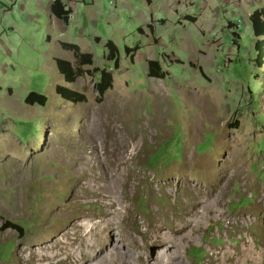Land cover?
Wrapping results in <instances>:
<instances>
[{
  "label": "rangeland",
  "instance_id": "1",
  "mask_svg": "<svg viewBox=\"0 0 264 264\" xmlns=\"http://www.w3.org/2000/svg\"><path fill=\"white\" fill-rule=\"evenodd\" d=\"M52 2L0 0V264H264V54L250 23L264 0H60L58 20ZM62 42L91 55L72 83L54 62L79 65ZM32 92L44 106L24 103ZM107 184L119 215L97 195ZM81 222L110 225L92 248Z\"/></svg>",
  "mask_w": 264,
  "mask_h": 264
},
{
  "label": "trees",
  "instance_id": "2",
  "mask_svg": "<svg viewBox=\"0 0 264 264\" xmlns=\"http://www.w3.org/2000/svg\"><path fill=\"white\" fill-rule=\"evenodd\" d=\"M50 9H51L52 14L58 19H62V17L67 16L69 14L68 11L63 10V6L60 3V0H53ZM263 14H264L263 11H254L250 15V23L252 26V33H253L254 37L257 38L255 48H256V52H257V61L259 64L261 63V58L264 54ZM60 46L64 50L66 49V50L71 51L75 55L76 59L79 62L77 69H74L69 61L59 59V58H55V60H54L57 71L59 74L62 75L64 81L67 83H72V82H74L76 77L82 73L80 67L82 65H90L91 64V55L81 54L79 52V47L75 44H71V43L69 44V43L62 42V43H60ZM105 49H106L105 59L111 63V65L114 69H117L118 65H119V54H120L117 46L112 41H108L105 44ZM135 50H137L136 47L132 48V49H130L128 47L124 48L125 54H127L129 57L132 56L130 53L134 52ZM147 67H148L149 76L155 77V78H160V79L164 78V74H163V72H161L160 67H159V63L157 61H149L147 63ZM99 77H100V80L95 85V89H96L98 96H99L98 100L101 99L103 94L111 87V84H112L111 73L102 71V72H99ZM55 92L60 97H62L63 99H65L66 101L71 102V103H77V102H84L85 101L84 95L79 94V93H77L71 89H68L66 87H63V86H56ZM45 102H46L45 96L40 95V94H36L34 92L28 94V96L24 100V103L28 104V105L37 104L39 106H44ZM8 224H10V223H8ZM8 227H12L14 229L21 230L20 226L14 225V224H10V225H8ZM196 249H198V248H196ZM197 259H200V256Z\"/></svg>",
  "mask_w": 264,
  "mask_h": 264
},
{
  "label": "bare ground",
  "instance_id": "3",
  "mask_svg": "<svg viewBox=\"0 0 264 264\" xmlns=\"http://www.w3.org/2000/svg\"><path fill=\"white\" fill-rule=\"evenodd\" d=\"M205 114V113H204ZM85 161V160H84ZM116 164V163H115ZM118 167V166H117ZM130 169V168H129ZM109 170V169H108ZM111 170H113V169H111ZM115 170V169H114ZM215 170V169H214ZM74 171V170H73ZM127 171V170H126ZM213 172V171H212ZM233 172V171H232ZM217 173V172H216ZM216 173H211L213 176H215L216 175ZM221 173H223V172H221ZM116 174V173H115ZM122 174V173H121ZM210 175V174H209ZM106 176H107V179L109 180V181H112L113 179H112V175H111V173H110V175L109 174H106ZM105 176V177H106ZM104 177V176H103ZM113 177H114V175H113ZM117 177V176H116ZM79 178V177H78ZM118 178V177H117ZM100 177H98V176H96L95 178H94V180H95V182L96 181H100ZM21 180V179H20ZM103 180V179H102ZM217 180V179H216ZM82 181V180H81ZM127 181V180H126ZM219 181V180H218ZM113 183V182H112ZM111 183V184H112ZM116 183V182H115ZM96 184V183H95ZM106 184V183H105ZM109 184H110V182H109ZM110 184V185H111ZM117 184V183H116ZM108 185V184H107ZM84 186V185H83ZM220 186V185H219ZM79 187V186H78ZM81 187V186H80ZM94 187H95V185H94ZM111 187V186H110ZM109 187V185L108 186H105V185H103V186H98V188L99 189H102L103 191H105L106 193H108V194H102L101 192H97V195L99 196V197H101V198H106V199H108L109 201H110V197H112V195L115 193L114 192V190H112L111 188ZM83 188V187H82ZM86 187H84L83 189H85ZM118 193V192H117ZM122 197V196H121ZM124 198H125V196H124ZM106 199H104V200H106ZM116 200H118V199H116ZM120 200V199H119ZM121 201V200H120ZM120 201H110L109 203H108V207H113L114 206V204H116L117 203V205L119 206V208H118V211H116V213L119 215V214H121V213H119V211L124 207L121 203H120ZM220 201V200H219ZM124 209H126V207H124ZM217 209V208H216ZM115 216H117L116 214H115ZM78 218V217H77ZM114 218H116V217H114ZM76 221V220H75ZM78 222V221H77ZM113 222V221H112ZM111 222V223H112ZM118 222V220H116V221H114V223L116 224ZM91 223V222H90ZM102 224H103V222H101V223H95L94 222V224H92L91 226L89 225V223H87V222H81L80 224H77L78 225V227L81 229V231L82 232H84L85 231V229L86 228H90V230H89V232H88V235L90 236V239H88L86 242L88 243V246L89 247H92L93 248V245H94V238H95V236H96V234L98 235V229H100V232L102 233V235H103V230H106L108 227H109V225L107 224V223H105L104 225H103V227H102ZM118 224V223H117ZM158 225V224H157ZM74 227V226H73ZM159 227V226H158ZM51 228V227H50ZM85 228V229H84ZM161 229V228H160ZM184 229H185V226H183V225H180V226H174V227H171L170 229H169V235H164V236H162V238L160 237H157V239H156V244H162L164 241H170L169 240V237H171V235L173 236V240H175L176 238V236H178V235H183L182 233H183V231H184ZM156 230V229H155ZM158 232V231H157ZM156 233V232H155ZM159 233V232H158ZM157 233V234H158ZM156 234V235H157ZM72 235H73V233H72ZM64 236H66V234H64ZM93 236H94V238H93ZM93 238V239H92ZM110 238H112V236H109V238H107V240H110ZM100 239V238H99ZM38 240V239H37ZM58 240H60V239H58ZM92 241V242H91ZM65 244L66 243V241H64V242H62L61 240H60V244ZM105 243H106V239L105 238H102L101 239V241L99 242V246L102 248V247H104L105 246ZM154 243H155V241H154ZM55 244H56V241L52 244V245H45V246H43V247H41L40 248V250H39V252L37 253V255H38V257L39 258H48V259H52L53 257H55V256H57V255H55V254H57V252L54 254L53 252H51V250L54 248V246H55ZM174 246V250H169V252H170V256L171 255H175L176 256V254H178V252H179V249H180V245H176V244H174L173 243V245H172V247ZM88 249V248H87ZM41 251V252H40ZM70 251V250H69ZM79 251H80V253L81 252H83L84 251V249L82 250V245H79ZM112 250H110V252H111ZM43 252H44V254H43ZM72 251H70L69 253H67V255L69 254H72L71 253ZM158 254H160V257L161 256H164V255H166L167 254V250H163V251H161L160 253H158ZM179 257V256H178ZM43 258V259H44ZM182 259V258H181ZM225 259H228V257L226 256L225 257ZM229 260V259H228ZM156 262H157V264H159V262H163L161 259H156ZM175 262V261H174ZM90 264H92V263H90ZM166 264H168V263H166ZM170 264V263H169ZM182 264V263H181Z\"/></svg>",
  "mask_w": 264,
  "mask_h": 264
},
{
  "label": "crops",
  "instance_id": "4",
  "mask_svg": "<svg viewBox=\"0 0 264 264\" xmlns=\"http://www.w3.org/2000/svg\"><path fill=\"white\" fill-rule=\"evenodd\" d=\"M49 8H50V6H49ZM50 10H51V9H50ZM51 15H53L52 12H51ZM62 18H63V17H62ZM54 19H55V20H58V18H56L55 16H54ZM52 25H55V23L52 22Z\"/></svg>",
  "mask_w": 264,
  "mask_h": 264
}]
</instances>
